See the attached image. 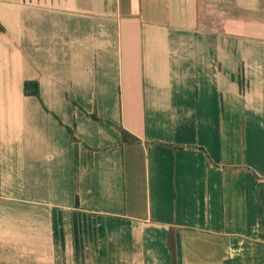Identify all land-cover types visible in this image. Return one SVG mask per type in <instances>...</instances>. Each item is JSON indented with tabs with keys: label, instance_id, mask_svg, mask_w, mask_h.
Listing matches in <instances>:
<instances>
[{
	"label": "crops",
	"instance_id": "obj_1",
	"mask_svg": "<svg viewBox=\"0 0 264 264\" xmlns=\"http://www.w3.org/2000/svg\"><path fill=\"white\" fill-rule=\"evenodd\" d=\"M0 24V264H172L170 229L175 264H264L262 43L198 0H0Z\"/></svg>",
	"mask_w": 264,
	"mask_h": 264
},
{
	"label": "rangeland",
	"instance_id": "obj_2",
	"mask_svg": "<svg viewBox=\"0 0 264 264\" xmlns=\"http://www.w3.org/2000/svg\"><path fill=\"white\" fill-rule=\"evenodd\" d=\"M198 26L215 34L256 39L264 46V0H198ZM257 66L264 71V64ZM202 244L196 241L198 248ZM207 248L210 255L200 251L196 264H217L215 246Z\"/></svg>",
	"mask_w": 264,
	"mask_h": 264
},
{
	"label": "trees",
	"instance_id": "obj_3",
	"mask_svg": "<svg viewBox=\"0 0 264 264\" xmlns=\"http://www.w3.org/2000/svg\"><path fill=\"white\" fill-rule=\"evenodd\" d=\"M4 28L2 27V25L0 24V32H3ZM239 84L241 85L240 81ZM23 93L25 96H34L39 98V87H38V83L36 81H30V80H26L23 83ZM91 117L95 120H97V117L95 115H91ZM67 130L69 132V134L72 135V130L71 128L67 127ZM120 135H121V141L123 144H136L139 143L140 140L135 137L134 135L128 133L126 130L124 129H120ZM259 179V177H258ZM75 206H78V197L77 195H75ZM167 247L169 250V253L171 255V259H172V264H175V241H174V234H173V229H170L168 234H167Z\"/></svg>",
	"mask_w": 264,
	"mask_h": 264
}]
</instances>
